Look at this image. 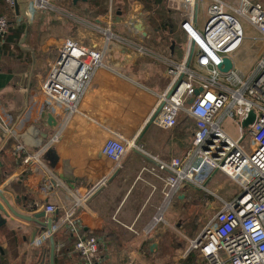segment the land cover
<instances>
[{
  "label": "crops",
  "instance_id": "obj_1",
  "mask_svg": "<svg viewBox=\"0 0 264 264\" xmlns=\"http://www.w3.org/2000/svg\"><path fill=\"white\" fill-rule=\"evenodd\" d=\"M45 1L56 11L35 9L33 0H15L9 9L6 0H0V15L11 21L5 44L0 45V193L18 214L31 217L44 212L40 222L51 219L57 226L73 216L81 235L101 240L106 264H143L158 254L166 229L183 228L181 209L190 192L202 190L182 187L176 195L179 206L165 209L169 203H164L163 183L149 171L152 164L144 155L130 150L116 168L102 147L113 138L135 139L160 160L184 157L188 147L175 140L181 130L160 142L155 126H147L157 95L168 86L164 61H179L183 55L176 52L177 43L166 40L171 24L165 29L157 23L163 37L154 38L149 22L153 10L144 9L138 0ZM223 1L231 6L238 0ZM163 4L164 20L175 28L174 39L178 35L183 39L179 23L189 12L183 0ZM200 5L197 13L202 8L205 18L207 5ZM81 20L109 26L112 33L145 45L156 57L139 56L110 43L107 67L94 73L76 112L69 115L42 94L41 85L64 40L103 46L101 35ZM203 23L197 18L196 27L201 30ZM17 27L22 28L18 37L11 33ZM16 146L39 154V162L23 165ZM0 205V264H49V240L35 242L46 229L13 217L1 199ZM48 205L56 207L55 212H45ZM159 208L162 220L153 223ZM74 240L65 228L55 232V264H80Z\"/></svg>",
  "mask_w": 264,
  "mask_h": 264
},
{
  "label": "built area",
  "instance_id": "obj_2",
  "mask_svg": "<svg viewBox=\"0 0 264 264\" xmlns=\"http://www.w3.org/2000/svg\"><path fill=\"white\" fill-rule=\"evenodd\" d=\"M183 2L189 11L179 23L185 52L179 61H164L169 82L157 95L150 118L158 110L152 124L160 142L171 139L183 125L193 120L196 129L188 151L182 158L165 161L147 152L135 139L113 138L105 142L102 154L114 162L116 168L121 166L130 150L144 155L152 164L149 171L163 183L165 204L170 203L184 186L206 190L212 176L222 173L236 184L237 193L231 200H219L218 211L190 241L189 249L197 252L206 264H264V54L247 75L234 67L228 73H221L217 68L224 58L231 59L242 45V21L258 31L264 42V6L251 0H238L231 6L223 0ZM6 3L9 9L15 6V0H6ZM204 3L206 16L199 30L196 27L197 8ZM33 7L56 11L45 0H33ZM68 18L73 19L70 15ZM80 23L101 35L103 46L87 47L74 39L64 40L41 85L42 94L66 109L69 115L76 112L94 73L107 67L105 52L110 43L122 45L139 56L156 57L141 44L112 33L109 26L83 20ZM8 30L7 17L0 16V40ZM250 113L254 115L252 123L242 127ZM225 119L237 123L236 140L222 130ZM246 139L249 140L247 150L243 145ZM52 140L56 141L57 137ZM16 148L23 155V165L39 162V154L27 153L21 146ZM55 210L52 205L45 207L48 213ZM160 212L161 208L153 223L162 220ZM60 228H65L75 238L74 251L80 264H106L101 240L81 235L73 216L53 226L52 230L56 232ZM48 237L46 231L35 238V242L39 244Z\"/></svg>",
  "mask_w": 264,
  "mask_h": 264
},
{
  "label": "rangeland",
  "instance_id": "obj_3",
  "mask_svg": "<svg viewBox=\"0 0 264 264\" xmlns=\"http://www.w3.org/2000/svg\"><path fill=\"white\" fill-rule=\"evenodd\" d=\"M228 1L231 2L232 0ZM251 1L258 2L264 6V0ZM185 9L186 11L188 10L187 7H185ZM198 13V20L201 24L204 20L205 13L202 8L198 10ZM242 25L244 30V41L238 51L230 57L231 60L240 67L242 73L247 75L252 71L258 59H260L264 54V42L261 41L258 31H256L247 22L242 21ZM175 39H178L176 52L182 56L185 52V39L183 38L179 40L180 35L177 37L175 36ZM142 46L146 48L145 45L142 44ZM221 127L224 133L232 140H236L238 138V125L236 122L230 119H225ZM195 129L196 124L193 120L191 122H187V124L181 127V133L178 135L179 137H175V140L182 142L184 146L189 148L191 136ZM243 145L247 150L249 140L246 139ZM210 180V183L205 186V189L210 193H206L209 195L208 199H198V196H201L200 192H206V190L190 192L189 202L184 204L181 209L182 212L180 222H184L183 228L181 230L166 229L165 235L163 234L164 236L159 244L158 254L150 255L144 262H142L143 264H182L188 256L194 257L195 264H206L205 260L202 259L197 252L189 249L190 241L197 236L207 222L218 211L219 200H229L237 193L236 184L222 173L218 172L214 174ZM206 203L209 204L208 208L205 206ZM178 206L179 202L175 200L171 201L165 209L172 207L176 208ZM195 219V225L192 224V222H188ZM185 221L187 223H185Z\"/></svg>",
  "mask_w": 264,
  "mask_h": 264
},
{
  "label": "trees",
  "instance_id": "obj_4",
  "mask_svg": "<svg viewBox=\"0 0 264 264\" xmlns=\"http://www.w3.org/2000/svg\"><path fill=\"white\" fill-rule=\"evenodd\" d=\"M140 1L143 5H144V9L146 10H153V16H150L149 18V22L150 23H153V27H154V30H153V34L154 35V38L157 39V38H161L163 37L162 35V31H160V28L164 27L166 29V27H168L169 24H171V27H168V31H170V34L166 35V40L169 42V43H172V44H175L177 43L176 40L174 39L173 37V32H174V25L172 22H169V21H165L164 18H165V8H164V4H163V0H138ZM98 2V0H97ZM97 5V4H96ZM94 5V6H96ZM101 13H103V10L101 9ZM1 16V15H0ZM159 19V22H156V19ZM163 18V19H162ZM166 19V18H165ZM9 22V20H8ZM13 22V21H12ZM9 30H10V27H11V21L9 22ZM161 24L160 28H158V24ZM22 31V28L21 27H17V29L15 31H12V35L14 36H19V34L21 33ZM9 32V31H8ZM8 34V33H7ZM7 34L4 36V38L2 40H0V45L1 46H4L5 44V41H6V37H7ZM181 133V132H180ZM179 133V134H180ZM200 197L198 196V199L200 200V198H203L204 200L208 199V194H206L205 192H201L200 193ZM202 199V200H203ZM178 201L177 197H173L171 201ZM188 219V218H187ZM189 220V219H188ZM189 223L192 222V224H196V219L195 220H191V221H188ZM185 223H187L185 221ZM131 264H139V263H136V262H133ZM182 264H195V260H194V257L193 256H188L183 262Z\"/></svg>",
  "mask_w": 264,
  "mask_h": 264
},
{
  "label": "water",
  "instance_id": "obj_5",
  "mask_svg": "<svg viewBox=\"0 0 264 264\" xmlns=\"http://www.w3.org/2000/svg\"><path fill=\"white\" fill-rule=\"evenodd\" d=\"M77 1L86 2L87 0H73V3H76ZM172 49L173 48L171 47V50ZM217 68L221 73H228L230 70L233 69L232 60L230 58H224L222 64L219 65ZM190 102H191V100H189V103ZM157 113H158V110L150 118L147 126H149L153 122ZM253 119H254V115H253V113H250L248 118L242 122V127H246L247 125L252 123ZM133 152H134V150H133ZM137 154H139V153H137ZM0 199L2 200L3 204L6 206V208L8 209V211L10 212V214L13 217H16V218H19L21 220H25L28 222H34V223L38 224L42 229H46V231L49 234V237H48V240H49V264H55V242H54L55 232L52 230V227H53L52 220L47 219L45 222H40L39 219L45 217L44 212H40V213L35 214L31 217H26V216H23L21 214H18L15 211H13L9 202L4 198V196L1 193H0ZM1 210H2V206L0 205V211Z\"/></svg>",
  "mask_w": 264,
  "mask_h": 264
}]
</instances>
